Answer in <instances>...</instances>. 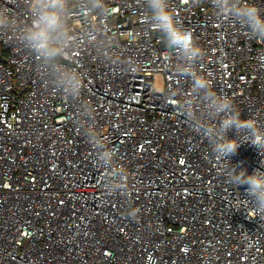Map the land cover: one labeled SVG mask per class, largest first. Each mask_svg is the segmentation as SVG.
Segmentation results:
<instances>
[{"label": "built area", "instance_id": "obj_1", "mask_svg": "<svg viewBox=\"0 0 264 264\" xmlns=\"http://www.w3.org/2000/svg\"><path fill=\"white\" fill-rule=\"evenodd\" d=\"M6 2L23 15L22 3ZM109 4L113 50L133 64L113 65L89 46L72 54L71 66L83 74L81 98L94 107L129 190L104 188L105 170L74 122L79 101L53 91L33 58L0 38V264H264V221L248 219L247 186L228 182L175 107L191 80L176 76L142 0ZM169 4L205 52L201 75L242 118L264 125V41L219 22L211 0ZM72 24L80 31L79 17ZM169 92L176 99L166 100ZM230 161L248 174L264 171V156L247 143Z\"/></svg>", "mask_w": 264, "mask_h": 264}, {"label": "clouds", "instance_id": "obj_2", "mask_svg": "<svg viewBox=\"0 0 264 264\" xmlns=\"http://www.w3.org/2000/svg\"><path fill=\"white\" fill-rule=\"evenodd\" d=\"M17 3H22L23 15L17 14L16 4H0V38L6 37L24 49L33 58L34 72L53 91L79 101L74 122L94 149L97 167L105 170L101 177L104 188L109 193L126 195L127 173L116 165V151L102 138L94 107L81 98L83 74L71 66L72 54L89 46L98 57L113 65L128 68L133 64L130 60L126 63L120 60L113 50L116 42L109 35L107 24L113 11L109 0H17ZM142 4L145 22L161 35L169 59L176 60L172 65L176 76L192 82L190 91L177 100V111L207 141L211 156L228 182L236 187L247 186V199L243 201L248 219L259 217L264 221V171L257 169L248 174L247 169L230 161L246 143L264 156V125L252 118H242L232 99L218 94L209 79L201 75L198 65L205 52L193 33L175 17L169 0H142ZM211 4L219 22L238 24L249 37L264 41V8L256 0H211ZM76 17L82 21L78 32L72 24ZM92 17L97 18L96 22H92ZM165 99L176 97L169 92ZM229 131H235L236 137L229 139ZM255 245L256 241L250 240L249 247Z\"/></svg>", "mask_w": 264, "mask_h": 264}, {"label": "water", "instance_id": "obj_3", "mask_svg": "<svg viewBox=\"0 0 264 264\" xmlns=\"http://www.w3.org/2000/svg\"><path fill=\"white\" fill-rule=\"evenodd\" d=\"M0 61H4V58L1 56V54H0Z\"/></svg>", "mask_w": 264, "mask_h": 264}, {"label": "rangeland", "instance_id": "obj_4", "mask_svg": "<svg viewBox=\"0 0 264 264\" xmlns=\"http://www.w3.org/2000/svg\"><path fill=\"white\" fill-rule=\"evenodd\" d=\"M157 85H158V86L160 85V80L157 81Z\"/></svg>", "mask_w": 264, "mask_h": 264}]
</instances>
